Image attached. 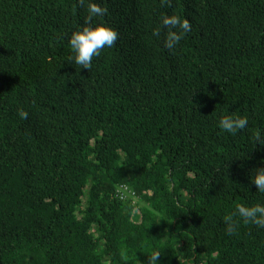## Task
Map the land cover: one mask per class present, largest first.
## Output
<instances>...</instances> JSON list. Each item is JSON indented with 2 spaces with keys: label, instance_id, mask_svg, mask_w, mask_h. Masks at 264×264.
I'll list each match as a JSON object with an SVG mask.
<instances>
[{
  "label": "trees",
  "instance_id": "trees-1",
  "mask_svg": "<svg viewBox=\"0 0 264 264\" xmlns=\"http://www.w3.org/2000/svg\"><path fill=\"white\" fill-rule=\"evenodd\" d=\"M88 3L119 34L89 71L68 43ZM171 15L192 27L169 50ZM258 129L264 0H0V264H264V229L224 223L264 203Z\"/></svg>",
  "mask_w": 264,
  "mask_h": 264
},
{
  "label": "clouds",
  "instance_id": "clouds-1",
  "mask_svg": "<svg viewBox=\"0 0 264 264\" xmlns=\"http://www.w3.org/2000/svg\"><path fill=\"white\" fill-rule=\"evenodd\" d=\"M79 2L83 5L85 0H79ZM87 12V26L73 31L68 43L72 52L69 60L78 65L80 69L89 71L92 68L93 58L99 57L102 50L112 48L117 42L119 34L115 29L104 24L93 25L91 23L93 18H102L108 14L106 7H101L97 3H88ZM161 27L167 30L163 46L172 50L191 31L192 26L188 19H182L178 15H171L161 18ZM153 36L159 37L160 30H155ZM18 116L22 120H27L29 113L21 109L18 111ZM217 126L223 133L235 136L248 129L249 120L247 116L227 112V114L218 118ZM253 139L256 145H264V130L258 129ZM250 181L256 189V194L264 196V168L253 170ZM235 217H239V221ZM224 223L226 232L230 236L237 231L240 223L244 225L251 224L259 229H264V203H256L249 206L237 205L233 213L224 217ZM121 255L127 258L128 253L124 251ZM161 256L160 250H151L150 255L146 256L147 264H159Z\"/></svg>",
  "mask_w": 264,
  "mask_h": 264
},
{
  "label": "built area",
  "instance_id": "built-area-1",
  "mask_svg": "<svg viewBox=\"0 0 264 264\" xmlns=\"http://www.w3.org/2000/svg\"><path fill=\"white\" fill-rule=\"evenodd\" d=\"M117 193H121L122 198L126 197V193L131 194L125 187H120L117 191Z\"/></svg>",
  "mask_w": 264,
  "mask_h": 264
},
{
  "label": "rangeland",
  "instance_id": "rangeland-1",
  "mask_svg": "<svg viewBox=\"0 0 264 264\" xmlns=\"http://www.w3.org/2000/svg\"><path fill=\"white\" fill-rule=\"evenodd\" d=\"M126 196H130V194L129 193H126Z\"/></svg>",
  "mask_w": 264,
  "mask_h": 264
}]
</instances>
